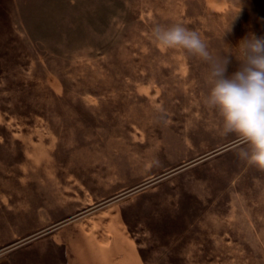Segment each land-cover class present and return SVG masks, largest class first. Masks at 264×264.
<instances>
[{"label":"rangeland","instance_id":"obj_1","mask_svg":"<svg viewBox=\"0 0 264 264\" xmlns=\"http://www.w3.org/2000/svg\"><path fill=\"white\" fill-rule=\"evenodd\" d=\"M237 6L0 0V264H264V170L204 105L207 65L151 38L264 37V0Z\"/></svg>","mask_w":264,"mask_h":264},{"label":"clouds","instance_id":"obj_2","mask_svg":"<svg viewBox=\"0 0 264 264\" xmlns=\"http://www.w3.org/2000/svg\"><path fill=\"white\" fill-rule=\"evenodd\" d=\"M237 5L233 20L242 11V0ZM226 31H231V25ZM151 38L162 50L180 49L207 65L204 105L219 117L220 134H234L244 145L236 153L238 158L264 170V37L249 34L224 54L211 52L198 32L180 23L155 25ZM230 55H235L240 67L227 76Z\"/></svg>","mask_w":264,"mask_h":264}]
</instances>
